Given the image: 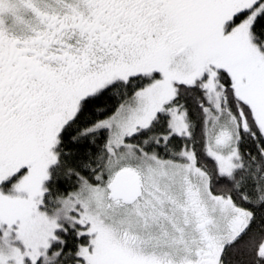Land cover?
<instances>
[{"label":"snow or ice","instance_id":"6c2138e0","mask_svg":"<svg viewBox=\"0 0 264 264\" xmlns=\"http://www.w3.org/2000/svg\"><path fill=\"white\" fill-rule=\"evenodd\" d=\"M0 264H264V0H0Z\"/></svg>","mask_w":264,"mask_h":264}]
</instances>
